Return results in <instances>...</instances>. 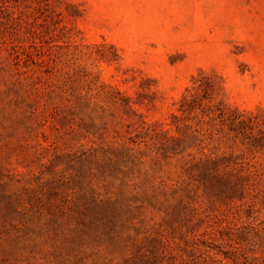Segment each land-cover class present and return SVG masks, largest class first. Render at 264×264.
<instances>
[{
  "label": "rangeland",
  "instance_id": "374dc122",
  "mask_svg": "<svg viewBox=\"0 0 264 264\" xmlns=\"http://www.w3.org/2000/svg\"><path fill=\"white\" fill-rule=\"evenodd\" d=\"M0 264H264V0H0Z\"/></svg>",
  "mask_w": 264,
  "mask_h": 264
}]
</instances>
